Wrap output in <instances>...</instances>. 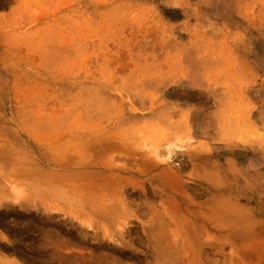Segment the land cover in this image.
I'll return each instance as SVG.
<instances>
[{
	"label": "rangeland",
	"instance_id": "374dc122",
	"mask_svg": "<svg viewBox=\"0 0 264 264\" xmlns=\"http://www.w3.org/2000/svg\"><path fill=\"white\" fill-rule=\"evenodd\" d=\"M252 228L264 0H0V264H264Z\"/></svg>",
	"mask_w": 264,
	"mask_h": 264
},
{
	"label": "bare ground",
	"instance_id": "6f19581e",
	"mask_svg": "<svg viewBox=\"0 0 264 264\" xmlns=\"http://www.w3.org/2000/svg\"><path fill=\"white\" fill-rule=\"evenodd\" d=\"M169 161V160H168ZM228 166H230V163H228ZM228 172H229V170H227ZM226 170H225V172H227ZM204 180H205V182L208 184V185H210L211 187H215V186H213L214 184L210 181V176L209 175H206L205 177H204ZM208 188V187H207ZM214 189V188H213ZM219 189V188H218ZM211 191V190H210ZM251 191V190H250ZM248 193V192H247ZM251 194V193H250ZM218 214H219V212L218 211H216V214H215V216H218ZM239 227L238 228H243L244 227V225L245 226H247L248 225V221H246V220H244V221H241L239 224ZM256 225V224H255ZM248 226H250V227H252V225H248ZM254 226V225H253ZM249 228V227H248ZM254 228V227H253ZM251 229V232H250V234H249V236H246V234L244 235V234H242L240 237H238V240H239V242L241 243V244H246V242L248 241V242H251V241H255L256 239H261L262 237H264V233L263 232H261V231H263L262 229H261V231H259V232H257V231H254V229ZM227 230V229H226ZM258 230V229H257ZM223 230H221L220 232H222ZM238 233V232H237ZM240 235V234H239ZM256 245V247H254V250H257L256 248H257V244H254L253 246H255ZM263 248H264V245H263ZM241 249H243L244 250V248H241ZM253 251V250H252ZM243 252V251H242ZM248 252V251H247ZM247 252L245 251V252H243L242 254H244L245 255V257L247 258V260H246V262H249V260L251 261V263L252 264H258L257 262V260L258 259H260L261 260V258L259 257L260 255H258V257L256 256V255H254V254H250V253H248L249 255H247ZM256 252H258V251H256ZM253 253H255V252H253ZM241 257V255L239 256V258ZM243 258V257H242ZM244 259V260H243ZM243 259H240L242 262H244L245 261V258H243ZM245 263V262H244ZM243 263V264H244Z\"/></svg>",
	"mask_w": 264,
	"mask_h": 264
}]
</instances>
